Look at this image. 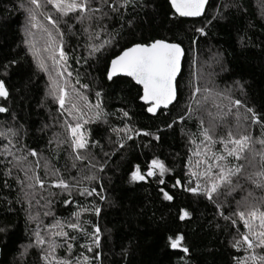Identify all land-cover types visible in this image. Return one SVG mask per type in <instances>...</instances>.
Wrapping results in <instances>:
<instances>
[{
  "label": "trees",
  "instance_id": "1",
  "mask_svg": "<svg viewBox=\"0 0 264 264\" xmlns=\"http://www.w3.org/2000/svg\"><path fill=\"white\" fill-rule=\"evenodd\" d=\"M27 3L28 0H0V79L5 81L9 91L7 98L0 97V104L8 109L0 114V132L12 140L8 144V139L0 136V264H44L40 259L42 247L35 245L37 221L30 220V215L34 214L46 226L54 219L67 220L77 206L91 209L93 205L101 209L99 215L94 211H82L81 221H89L85 225L89 233L93 225L99 227V247L78 234L72 251L75 258L80 252L89 257L99 252V260H93L92 264H236V257L244 258L243 249L238 251L233 247L236 228L231 220L221 215L231 216L241 195L234 191L227 197L214 196L213 201H209L205 196L184 191L190 181L189 168L195 170L193 152L196 145L191 140L200 143L198 117H204L201 112H194L191 118L185 113L191 95L189 82L194 86V64L197 63L198 70L200 68L205 74L204 83L211 82L223 90H230L232 98L241 100L240 114L252 108L264 117V0H210L205 15L197 20L175 16L168 0H134V6L124 5V0H109L118 11L112 12L104 5L102 10L109 13L104 24L93 22L84 39L72 38L67 30L64 31L63 49L72 72L68 79L81 92L88 93L91 104L97 101L95 93L101 92L99 99L103 108L98 119L86 124L90 145L87 152L95 159L85 160L87 165L75 161V168L72 167L75 153L67 142L65 127L60 124L64 117L56 103L47 98L46 74L38 68L25 43L27 30L30 33L28 27L38 29L31 28L27 12L21 7ZM93 7L100 5L94 3ZM39 13L38 10L37 23L51 30L57 40L60 34ZM70 15L62 19L72 17ZM73 23L71 21L70 25ZM68 28L69 25L65 27ZM196 28H203L204 35L196 32ZM36 33L40 47L45 48L47 36L40 30ZM95 33H99V39L95 38ZM112 38V44L90 55L89 43L101 44ZM153 39L181 42L185 51L178 78V101L156 116L149 115L147 106L140 102L139 87L132 80L117 77L109 81L106 77L107 67L115 54L134 42ZM77 75L79 83H76ZM81 84L88 87L80 88ZM192 107H197L194 102ZM124 112L128 113L127 117ZM182 115H185L184 120L179 119ZM214 115L223 117L224 113L215 108ZM126 125L132 129L128 133L132 135L131 140L123 131H113L122 130ZM137 131L150 135L137 136ZM227 131L221 123L217 134L225 136ZM249 131L254 136L261 135L259 125L251 126ZM93 141L95 146H91ZM121 142L123 147H120ZM29 149L41 157L42 163L37 170L48 183L52 177L50 173L45 177V160L50 167L59 169L60 177L70 183L75 182L71 177L80 179L77 172L86 175V170L90 169L88 174L97 179L84 181V186L95 187L99 194L80 196L73 191L75 203L66 206L63 203L66 194L49 187L47 192L56 195L49 197L51 202L48 206L44 204L41 211L50 210L52 214L48 217L38 215L39 208L26 197L23 188L26 181L14 160ZM214 151H220L218 144ZM153 159L160 160L168 169L163 176L165 183L158 182L159 174L143 181H132L131 172L135 166L138 164L141 171L146 172ZM28 160L33 162L34 157L29 155ZM93 164L95 167H88ZM255 170L246 169L245 175ZM178 178L182 186L172 187ZM238 179L244 190H259L243 176L233 177L234 182ZM191 183L195 186L196 181ZM161 188L169 192L173 200H165ZM259 195L264 196V192ZM180 209L189 213L184 220L179 219ZM233 218L238 220V217ZM236 227L244 231L242 224ZM177 234L183 236L181 248L173 249L168 238ZM80 244L91 245L93 251L87 252ZM182 248L188 251L183 252ZM57 254L64 256L65 252L61 249Z\"/></svg>",
  "mask_w": 264,
  "mask_h": 264
},
{
  "label": "snow or ice",
  "instance_id": "2",
  "mask_svg": "<svg viewBox=\"0 0 264 264\" xmlns=\"http://www.w3.org/2000/svg\"><path fill=\"white\" fill-rule=\"evenodd\" d=\"M44 2L51 5L61 17L68 16L69 14H77L75 18L81 24H84L85 21L91 22L93 20L97 24H100L102 19L108 15L102 11L104 5H107L112 12L118 11L113 4L109 3V0H44ZM169 2L171 8L174 10V15L178 17H199L204 12L206 4V0H169ZM94 3H98L100 7H93ZM124 5L134 6V0H124ZM21 7L27 12L28 23L31 28H38L47 36V44L43 51L48 53L47 59L52 62L51 71H49L44 59L39 56L40 49L36 48L33 44L30 47V51L33 52L34 59L39 60L38 68L48 75L50 83L49 95L53 97L54 102L59 105L60 109H63L72 117L71 121L65 120L63 126L70 138L67 142L70 144L73 153H75L72 156V167L75 168V161H91L95 159L91 153L87 152L90 146L89 140L86 138V133L82 129L84 125L91 123L90 119H85L84 109L92 110L94 108L96 110L95 119H98L103 114V108L99 99L101 92L97 91L95 93L97 101L95 105H92L89 103L88 97L68 79L72 77V72L69 70L67 64L68 55L62 47V38L58 43L51 30L45 25L37 23V11L42 8L40 0H28L27 5L21 4ZM96 13H100V16H96ZM39 14L44 16V19L52 25L56 33L60 32V29L57 27V21L51 15H47L43 11H40ZM84 31L88 32V28L85 27ZM195 31L204 35L203 28H196ZM31 34L29 33V35ZM92 38L90 35L89 39L91 40ZM95 38L99 39V33H95ZM113 39L105 40L101 44L89 43L90 55L100 51L106 45L112 44ZM25 43H28V41L26 40ZM193 43H195V40ZM183 56L184 49L181 42H171L166 39L134 42L131 46L124 47L118 54L113 56L107 67L106 77L109 81H112L114 77L120 75L131 78L135 82V85L139 86V100L147 106L149 113L155 114L161 107L167 109L169 105L178 101V75L181 73ZM76 83H79L78 75ZM87 87L88 85L86 84L80 85V88ZM189 87L191 89V95L185 115L191 118L194 112H201L208 117V121L207 127H205L203 115L198 117L199 134L202 139L200 143H196L195 139L191 140V143L196 145V150L193 152V155L196 157L194 163L195 170L191 167L189 168L188 175L190 181L188 186L184 187V191L191 192L194 195L205 196L209 201H213L214 196L219 197L224 195L227 197L238 188L244 191L239 180L236 182L233 181V177L239 176H243L244 179L250 181L254 188L264 191V117L258 115L252 108H246L245 114L241 115L239 113V108L242 106L241 100H233L231 104L237 109L235 113V127L237 131L234 132L229 128L226 133L227 138L223 135L217 137V129L221 126L222 117L213 114L209 108V103L218 109L221 105L215 103L214 97L210 101L208 94L211 90L207 86L201 89V87L193 86L189 82ZM201 92L205 95L199 96L198 94ZM216 95L219 94L217 93ZM8 96L9 91L5 81L0 79V97L7 98ZM227 98L225 97V99ZM81 102L83 103V107H81ZM193 102L196 104V108L192 107ZM6 111H8L7 108L0 107V113ZM230 111L231 109H229ZM123 115L127 117L128 113L124 112ZM185 115L180 116L179 119L184 120ZM254 125H259L261 128V135L258 137L249 131V128ZM113 131L117 133L123 131L127 139H132V135L128 134L132 129L127 125L122 130L113 129ZM8 132L11 133L12 130L9 129ZM141 134L144 136L150 135L146 131L143 133L137 131L135 133L137 136ZM0 136L8 139V144L12 143V140L6 133L0 132ZM63 142L61 141V143ZM95 144L96 142L93 141L91 146H95ZM217 144L220 146L219 152L214 151ZM7 147L5 145V149ZM120 147H123L122 142L120 143ZM81 150H83L84 154H81ZM29 155L37 157L38 153L33 149H29L25 155L16 156L14 160L22 170H25L27 179L32 181L27 187L35 188L39 186L40 189H43L45 180L37 175L34 170V168H40V162L37 160L33 166V162L28 160ZM25 165H27L26 168ZM43 167L45 177H48L49 173L51 174L50 187L59 189L61 193L66 194L67 198L63 200L66 206H71L75 203L72 199L73 191H77L80 196H92L94 193H97L95 187L89 188L84 186V181L91 182L96 180L97 177L95 175H81L80 172H77V176L80 179L71 177L75 182L70 183L68 180L61 178L59 169L54 166L50 167L47 160L44 161ZM91 167H95V165L93 164ZM246 169L257 170L248 172L245 175ZM102 170L103 168L101 166ZM157 171L159 172L158 182L164 184L165 180L163 176L168 169L158 159H153L149 163L146 172H142L140 166L137 164L131 172V180L143 181L146 177L156 176ZM28 173H31V175H28ZM192 180L196 181L195 186H192ZM178 186H182V181L179 178L175 180L172 187L175 188ZM221 189H223V192ZM100 192H103V188L100 189ZM160 192L163 194L165 200H173V196L165 191L164 188H161ZM50 195L55 196L56 193H50ZM252 197L253 193L248 191L247 196H242L240 200H237V208L232 212L231 216H226L221 213L223 218L225 220H231L232 226L236 228L233 247H236L238 251L242 248L246 253L244 258L236 257V264H264V196L259 198ZM40 199L44 200L45 197L41 196ZM100 199L103 200L104 197L100 195ZM50 202V200L46 201V203ZM217 207L219 208L220 205L218 204ZM82 211H94L99 215L101 209L95 205L91 209L77 206V210L73 211L67 220L54 219L52 223L46 226L42 225L38 217L29 216L30 220L37 221V227L34 231L35 245L37 247L46 245L45 248L41 249L40 254V259L44 261V264H92L93 260H99V252L94 253L92 257L85 255L84 252H80L78 258L72 256L74 245L79 239L78 234L83 235L86 239H90L91 244L96 247H99L100 244L99 227L93 225L92 231L89 233L85 228V225L89 221H81ZM51 214L49 210L45 211L43 216L48 217ZM188 215L189 213L187 211L180 209V220H184ZM233 217H238V220ZM238 223L242 224L244 231L236 227ZM168 240L171 248H181L183 236L177 234L174 238L169 237ZM79 246L80 248H86L87 252L93 251L91 245L80 244ZM61 249L65 252L64 256L57 254ZM182 251L187 252L188 249L182 248Z\"/></svg>",
  "mask_w": 264,
  "mask_h": 264
},
{
  "label": "rangeland",
  "instance_id": "3",
  "mask_svg": "<svg viewBox=\"0 0 264 264\" xmlns=\"http://www.w3.org/2000/svg\"><path fill=\"white\" fill-rule=\"evenodd\" d=\"M40 2H41V5H42V8L39 11H43L45 14L51 15L52 18L57 21V27L60 29V32H59L60 37L57 36V42L59 43L61 41V38H62V47H63V44L66 42V37H63V32L64 31L67 30L69 32L68 33L69 36H71L72 38L77 37L78 39H84L88 35V32H89L90 27L93 26L92 23L95 22V20H93L91 22L85 21L84 24H81L75 18L77 14H72V15H70L72 17L67 18V19H62V17L59 15V13H57L56 10L54 8H52V6H49L48 4H46L44 2V0H40ZM102 11L105 12V13H107V11H104V10H102ZM107 14L109 15V13H107ZM95 15L96 16H100V13H96ZM105 18H107V17H105ZM105 18L102 19V21H101V23L99 25H103L104 24V22H105L104 19ZM71 21L74 22L72 24L73 26L69 27L68 29H65V27H67L68 25H70ZM75 26H78V27L75 28ZM85 27L88 28V32H85L84 31V28ZM28 29L30 30V33H32L31 35H28L29 33H28V30H27V32L25 34V35L28 36V37H26V40L28 41V43H26V45L29 48V51H30L31 45H33V44L36 46V48L40 49L39 56L44 59V61L46 62L47 66H48L49 71H51L52 70V62L47 59L48 53L44 52L43 51L44 47H40V45H39L40 44L39 43V37L37 38V35L38 34L36 33V31L39 30V29H37V30H31L30 27H28ZM49 51H51V50H49ZM30 53L33 55V52L32 51H30ZM34 60H35L36 64L38 65L39 60L38 59H34ZM194 66H195L194 86H199V87H201V89H203V87L207 86L211 90V92L208 94L210 96V101H211L212 97H214L215 98V103L221 105V107L219 108V110L224 113V116L222 118H225V113H227L225 120H223V122H222V126H224V129L229 130V128H231L234 132L237 131L235 125H233L234 121H236V119H235V113L237 112V109L234 108L235 106L231 104V101L235 100L234 98H232L233 97V95H232L233 92L230 91V90H223V88H220L219 86H217V85H215L213 83L211 84V82L210 83H204L203 75H205V74L202 73V70L200 68L198 70V64L197 63L194 64ZM198 71H199V73H198ZM53 75H54V73H53ZM65 76H67V74H65ZM46 77H47V81H48V85H47V98L49 100H52L54 102L53 97L51 95H49V92H50V83H49V79H48V75L47 74H46ZM201 83L203 85H201ZM217 93L219 95H216ZM83 94L88 97V95H87L88 93L86 94L85 92H83ZM198 95L199 96H203L205 94L203 92H201ZM225 97H228V98L225 99ZM56 105L59 107V105L57 103H56ZM92 105H95V104H92ZM81 107H83V103L82 102H81ZM209 108L213 112V114H215V108L216 107L213 106L211 103H209ZM229 109H231L230 112H229ZM93 111H94V108L92 110L84 109L85 119H90L91 121H93L95 119L94 117H95V111L96 110L94 112ZM59 112H60V114L63 113L62 116L64 118H62V120H64V121L65 120H69V121L72 120V117H70L67 114V112H65L63 109H60L59 108ZM239 113H240V109H239ZM203 118H204V123H205V126H206L207 125V121H208V117L206 115H204ZM60 124H61V127H62V124H63L62 121H60ZM86 127H87V125H84L82 131H86ZM220 135H223V134L222 133H220V134L218 133L217 134V137H219ZM225 138H227V137H225ZM69 139L70 138L68 136V141H69ZM257 147H259V145H257ZM37 160H39L40 165H41V163H42L41 160L42 159L39 156L34 157L33 164ZM15 163H17V162H15ZM80 164L87 165L88 162L81 161ZM26 167H27V165H25V168ZM88 167L90 168L91 166L88 165ZM86 171H87L86 175L89 172H91L90 169H87ZM35 172H36L37 175H39L42 178L41 173L37 169L35 170ZM166 173L167 172H165V174ZM245 173H246V171H245ZM21 174H22L21 176L24 177L25 178V181H26L23 184V188L25 189V192L27 193V195H26L27 199L29 200V202L31 204H33V205H35L36 207L39 208L38 209V215L43 214L45 211L42 213L41 210H44V209H42V208H45V205L44 204H46V206L49 205V203H46V201H49L50 200L49 197L51 196L49 194L50 192H47L48 188L50 187V183H48L44 178H42V179L45 180V185H44V188L43 189H40L39 186H36L35 188H28L27 185L29 183H32V181H30V180L27 179V176L25 175V170H22ZM158 174H159V172L157 171V175ZM28 175H31V173H28ZM153 177L154 176H152L151 178H153ZM248 191H251L253 193V197L252 198L260 197L259 194L262 193V192H264V191H261L260 189L257 191V190H255L253 188H250V189L244 190L243 191V195H242V192H241L240 189H237L235 191V193H239L241 195L240 196V198H241L242 196H247ZM45 192H47V194ZM33 193H34V196H33ZM41 196L45 197V199L44 200H41L40 199ZM252 198H250V199H252ZM37 201H39V203H37ZM33 216L35 217L34 214H33ZM41 247L42 248H45L46 245H43Z\"/></svg>",
  "mask_w": 264,
  "mask_h": 264
},
{
  "label": "water",
  "instance_id": "4",
  "mask_svg": "<svg viewBox=\"0 0 264 264\" xmlns=\"http://www.w3.org/2000/svg\"><path fill=\"white\" fill-rule=\"evenodd\" d=\"M169 1V0H168ZM209 1L210 0H206V4H205V9H204V12L201 14V16H199V17H180V18H182V19H188V20H197V19H200V18H202L204 15H205V13H206V10H207V7H208V4H209ZM169 4H170V2H169ZM174 11V10H173ZM184 58H185V51H184V56L182 57V61H181V72H182V68H183V61H184ZM181 74V73H180ZM180 74L178 75V78H179V76H180ZM117 77H125V78H128V79H130L131 80V78H129V77H126V76H123V75H120V76H117ZM117 77H114L113 79H115V78H117ZM134 82V81H133ZM135 83V82H134ZM139 87V86H138ZM142 104H143V102L142 101H140ZM175 103V102H174ZM174 103L172 104V105H174ZM172 105H169L168 106V108L167 109H165V108H163V107H161L160 109H158L157 110V112L155 113V114H153V113H149V115H151V116H156V115H158L160 112H162V111H167ZM0 107H3L1 104H0ZM5 113V112H4ZM4 113H0V114H4Z\"/></svg>",
  "mask_w": 264,
  "mask_h": 264
}]
</instances>
